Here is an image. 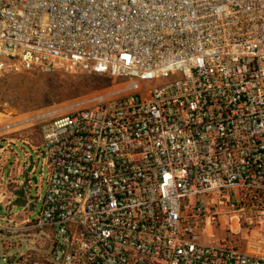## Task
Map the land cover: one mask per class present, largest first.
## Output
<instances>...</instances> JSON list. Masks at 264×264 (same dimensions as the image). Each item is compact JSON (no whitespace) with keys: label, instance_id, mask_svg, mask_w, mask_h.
Here are the masks:
<instances>
[{"label":"built area","instance_id":"2783aa9c","mask_svg":"<svg viewBox=\"0 0 264 264\" xmlns=\"http://www.w3.org/2000/svg\"><path fill=\"white\" fill-rule=\"evenodd\" d=\"M27 70L120 86L43 122L4 262L264 264V0H0V78Z\"/></svg>","mask_w":264,"mask_h":264},{"label":"rangeland","instance_id":"374dc122","mask_svg":"<svg viewBox=\"0 0 264 264\" xmlns=\"http://www.w3.org/2000/svg\"><path fill=\"white\" fill-rule=\"evenodd\" d=\"M163 82L146 81L145 89ZM119 86L118 81L108 75L93 71L46 73L27 70L0 78V224L16 227L23 225L25 219L34 221L42 208L49 177V167L44 157H40L30 175L25 206L12 204L16 198L15 191L11 193L9 190V182L13 179L17 182L24 180L22 172L25 162L30 155H34L32 146L41 143L43 122L72 111L79 103L107 94ZM35 160L38 158L35 157ZM14 185L15 190L20 186L17 183ZM9 210L14 217L10 223L7 222ZM4 240L13 243V248L7 252L11 255L19 250L15 244L20 239L15 234L0 235V264H9L3 260ZM20 241L23 251L30 240Z\"/></svg>","mask_w":264,"mask_h":264},{"label":"water","instance_id":"95a60500","mask_svg":"<svg viewBox=\"0 0 264 264\" xmlns=\"http://www.w3.org/2000/svg\"><path fill=\"white\" fill-rule=\"evenodd\" d=\"M32 159V157H31ZM32 168H33V164H30L26 170V173H25V181H24V187L18 191L17 195H16V199L12 202L13 205H26L27 202H25L23 200V196H24V193L25 191H28V189L26 188V185L28 184L29 182V175H30V172L32 171Z\"/></svg>","mask_w":264,"mask_h":264},{"label":"flooded vegetation","instance_id":"af4514ba","mask_svg":"<svg viewBox=\"0 0 264 264\" xmlns=\"http://www.w3.org/2000/svg\"><path fill=\"white\" fill-rule=\"evenodd\" d=\"M25 173H26V171H24V169H23V172H22V177H23V181H20V182H16L17 184H19L20 186L18 187V189H16V191H15V195H17V193H18V191L19 190H21L24 186V181H25ZM31 175V174H30ZM30 175H29V182H28V184L26 185V188L28 189V186H29V184H30ZM27 192L28 191H25V193H24V196H23V200L24 201H26L25 199H26V195H27ZM15 198H16V196H15Z\"/></svg>","mask_w":264,"mask_h":264},{"label":"trees","instance_id":"16d2710c","mask_svg":"<svg viewBox=\"0 0 264 264\" xmlns=\"http://www.w3.org/2000/svg\"><path fill=\"white\" fill-rule=\"evenodd\" d=\"M40 144H41V143H40ZM14 186H15L14 183H10V184H9V189H10L11 191H16L15 188H14Z\"/></svg>","mask_w":264,"mask_h":264},{"label":"crops","instance_id":"0c3cea01","mask_svg":"<svg viewBox=\"0 0 264 264\" xmlns=\"http://www.w3.org/2000/svg\"><path fill=\"white\" fill-rule=\"evenodd\" d=\"M10 190V189H9ZM10 192L12 193V191L10 190Z\"/></svg>","mask_w":264,"mask_h":264}]
</instances>
